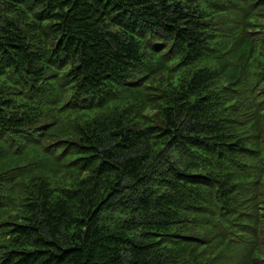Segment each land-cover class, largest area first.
<instances>
[{
  "label": "trees",
  "instance_id": "16d2710c",
  "mask_svg": "<svg viewBox=\"0 0 264 264\" xmlns=\"http://www.w3.org/2000/svg\"><path fill=\"white\" fill-rule=\"evenodd\" d=\"M0 264H264V0H0Z\"/></svg>",
  "mask_w": 264,
  "mask_h": 264
}]
</instances>
